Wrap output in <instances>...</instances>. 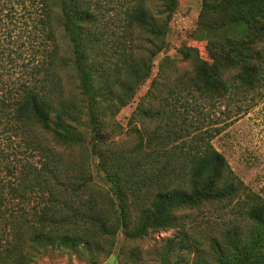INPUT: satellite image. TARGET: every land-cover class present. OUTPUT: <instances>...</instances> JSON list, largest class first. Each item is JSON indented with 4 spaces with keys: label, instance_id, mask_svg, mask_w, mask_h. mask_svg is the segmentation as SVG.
I'll list each match as a JSON object with an SVG mask.
<instances>
[{
    "label": "trees",
    "instance_id": "trees-1",
    "mask_svg": "<svg viewBox=\"0 0 264 264\" xmlns=\"http://www.w3.org/2000/svg\"><path fill=\"white\" fill-rule=\"evenodd\" d=\"M158 1L160 17L148 12L145 0L125 10L128 27L146 33L150 46L144 59L124 64L126 78L121 80L122 68L97 27L95 0H38L35 24L45 35L39 47L42 59L31 69L32 81L8 90L0 103L10 110L2 111L5 117L50 135L55 146L40 143L41 166L20 193L24 197L26 187H38L44 203L7 219L0 195V221H7L12 237L0 249V264H29L49 249L91 250L109 257L119 236L118 264H264V198L246 189L212 145L221 129L195 133L187 118L179 126L173 119L164 121L167 103L149 106L152 88L171 58L163 59L160 76L129 121L156 118L160 123L151 130L133 128L134 142L128 146L95 141L93 131L111 129L164 49L178 0ZM198 24L211 32L233 27L238 33L220 41L204 36L179 50L192 67L191 91L206 98L221 97L234 87L254 91L264 69V0H203ZM57 34L66 40L76 87L72 93L64 84L67 68ZM205 206L241 207V217L222 220L199 235L196 224L189 225L188 216L179 213ZM176 228L159 245L154 263L130 246L151 233Z\"/></svg>",
    "mask_w": 264,
    "mask_h": 264
},
{
    "label": "rangeland",
    "instance_id": "rangeland-1",
    "mask_svg": "<svg viewBox=\"0 0 264 264\" xmlns=\"http://www.w3.org/2000/svg\"><path fill=\"white\" fill-rule=\"evenodd\" d=\"M135 1L137 0H95L97 27L104 34L112 60L117 61L122 68L119 74L121 80L126 78L124 64L128 62L131 65L132 62L144 59L150 46L148 35L140 29L128 27L124 19L125 10ZM145 2L150 10L148 12L160 17L159 1ZM202 3L203 0H178V6L169 22L164 49L153 59L150 77L135 94L133 101L117 114L111 129L100 133L93 131V134L108 137L107 143L113 147L128 146L134 142L133 128L151 130L160 123L156 118L143 121L136 118L129 125L138 103L151 89L152 82L160 76L158 73L161 62L169 57L172 61L164 67L167 76L164 72L162 79L156 81L158 83L152 88L153 97L149 106L157 108L160 103H167L169 107L164 121L173 119L179 126L183 118H187V127L195 133L220 128V133L211 141L212 145L223 154L246 189L264 198V69L259 86L254 91L234 87L215 98H206L191 91L189 79L193 75L192 67L181 59L179 50L204 36L220 41L224 36L232 35L231 32L238 33L233 27L211 32L199 26ZM38 11V0H0V102L8 90L15 91L22 84L32 81L31 69L42 59L39 47L45 42V35L40 34L41 28L35 24ZM54 27L57 28L56 24ZM57 40L59 56L63 58L67 68L64 84L72 93L76 87L74 77L70 74L66 40L60 34H57ZM203 57L209 62L206 54ZM231 75L227 73L225 77L229 79ZM2 111L10 110L0 103V195L4 196L5 202L1 212L9 219L10 215L23 211L32 213L38 205L44 203L38 187H26L24 197H20V193L27 183L34 182L33 177L41 166V154L37 149L40 143L53 146L55 143L50 135L42 133L36 127L19 125L5 117L6 112ZM241 210V207L222 209L218 206H205L199 211H184L179 214L188 216L189 225L196 224L197 234L204 235L215 229L222 220L240 218ZM6 223L5 220L0 221V249L12 239ZM177 229L151 233L130 246L141 250L145 262L154 263V254L159 245L166 238L172 237ZM117 240L109 257L90 252L91 250L85 254H73L49 249L37 253L29 264H118L116 258L123 237L119 236ZM90 256L93 260H90Z\"/></svg>",
    "mask_w": 264,
    "mask_h": 264
},
{
    "label": "water",
    "instance_id": "water-1",
    "mask_svg": "<svg viewBox=\"0 0 264 264\" xmlns=\"http://www.w3.org/2000/svg\"><path fill=\"white\" fill-rule=\"evenodd\" d=\"M108 140H109L108 137H101V136H99L98 134L95 135V141H96L97 143L107 142Z\"/></svg>",
    "mask_w": 264,
    "mask_h": 264
}]
</instances>
